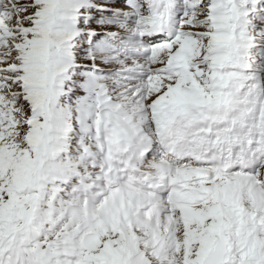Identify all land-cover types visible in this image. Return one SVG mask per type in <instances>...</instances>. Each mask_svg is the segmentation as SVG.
Here are the masks:
<instances>
[{"label": "snow or ice", "instance_id": "6c2138e0", "mask_svg": "<svg viewBox=\"0 0 264 264\" xmlns=\"http://www.w3.org/2000/svg\"><path fill=\"white\" fill-rule=\"evenodd\" d=\"M0 264H264V0H0Z\"/></svg>", "mask_w": 264, "mask_h": 264}]
</instances>
